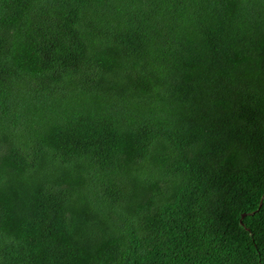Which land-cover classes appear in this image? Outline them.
<instances>
[{
	"label": "trees",
	"instance_id": "16d2710c",
	"mask_svg": "<svg viewBox=\"0 0 264 264\" xmlns=\"http://www.w3.org/2000/svg\"><path fill=\"white\" fill-rule=\"evenodd\" d=\"M263 195L264 0H0V264H264Z\"/></svg>",
	"mask_w": 264,
	"mask_h": 264
},
{
	"label": "water",
	"instance_id": "95a60500",
	"mask_svg": "<svg viewBox=\"0 0 264 264\" xmlns=\"http://www.w3.org/2000/svg\"><path fill=\"white\" fill-rule=\"evenodd\" d=\"M262 198H264V195H263V197H262ZM259 206H260V204H259ZM244 216H245V215H244V214H242V215H241V219H240V220H242Z\"/></svg>",
	"mask_w": 264,
	"mask_h": 264
}]
</instances>
